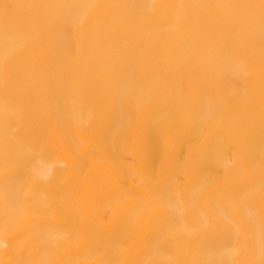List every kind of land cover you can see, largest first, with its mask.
I'll return each mask as SVG.
<instances>
[{
	"label": "bare ground",
	"instance_id": "6f19581e",
	"mask_svg": "<svg viewBox=\"0 0 264 264\" xmlns=\"http://www.w3.org/2000/svg\"><path fill=\"white\" fill-rule=\"evenodd\" d=\"M0 264H264V0H0Z\"/></svg>",
	"mask_w": 264,
	"mask_h": 264
}]
</instances>
